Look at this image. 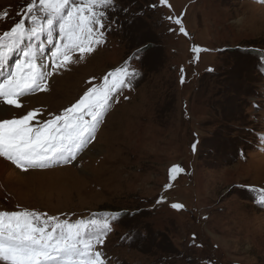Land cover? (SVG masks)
Returning <instances> with one entry per match:
<instances>
[{"label": "rangeland", "instance_id": "rangeland-1", "mask_svg": "<svg viewBox=\"0 0 264 264\" xmlns=\"http://www.w3.org/2000/svg\"><path fill=\"white\" fill-rule=\"evenodd\" d=\"M28 2L0 0V35L24 18ZM114 5L104 9L105 40L93 53L82 60L75 53L48 91L25 98L21 109L0 104V115L39 109L37 119H48L126 63L137 73L132 87L112 102L77 160L15 167L0 178V210L72 221L120 213L101 248L108 264H264V206L256 202L264 189V3ZM58 41L57 29L52 44L46 35L34 42L44 45L42 62ZM175 164L184 172L166 190Z\"/></svg>", "mask_w": 264, "mask_h": 264}, {"label": "snow or ice", "instance_id": "snow-or-ice-1", "mask_svg": "<svg viewBox=\"0 0 264 264\" xmlns=\"http://www.w3.org/2000/svg\"><path fill=\"white\" fill-rule=\"evenodd\" d=\"M160 3L167 4V0ZM114 7V0H29L24 18L0 35V104L21 109L25 98L49 90L50 78L73 63L75 53L81 60L93 53L105 40L104 9ZM175 23L181 25V20L177 18ZM57 29L59 41L48 62H42L44 45L34 42L46 35L52 44ZM179 31L187 35L182 25ZM200 51L193 48L194 53ZM13 56L15 61L9 65ZM183 73L181 68V83ZM136 75L126 63L104 76L101 84L89 87L60 114L42 121L37 119L39 109L11 118L0 115V158L22 172L77 160L95 139L112 102L123 89L132 87ZM260 139L264 142V135ZM192 149L196 150L195 143ZM183 172L179 164L173 165L165 189ZM259 191L256 202L264 206V189ZM163 200L161 196L157 203ZM17 207L0 210V264H108L101 248L120 213L72 221ZM171 207L179 211L185 205L173 203Z\"/></svg>", "mask_w": 264, "mask_h": 264}, {"label": "bare ground", "instance_id": "bare-ground-1", "mask_svg": "<svg viewBox=\"0 0 264 264\" xmlns=\"http://www.w3.org/2000/svg\"><path fill=\"white\" fill-rule=\"evenodd\" d=\"M35 97V96H34ZM35 100V99H34ZM33 100V101H34ZM4 109V108H3ZM16 169L15 166L13 167L10 162L0 158V178H2L6 173ZM19 170V169H18ZM16 171V170H15ZM29 172V171H28ZM17 173V172H16ZM31 177V175H30Z\"/></svg>", "mask_w": 264, "mask_h": 264}]
</instances>
